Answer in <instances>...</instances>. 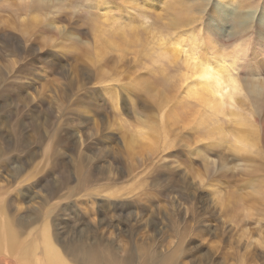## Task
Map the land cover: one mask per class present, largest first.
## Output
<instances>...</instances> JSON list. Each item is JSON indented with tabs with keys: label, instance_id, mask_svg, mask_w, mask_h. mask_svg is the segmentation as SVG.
Masks as SVG:
<instances>
[{
	"label": "rangeland",
	"instance_id": "rangeland-1",
	"mask_svg": "<svg viewBox=\"0 0 264 264\" xmlns=\"http://www.w3.org/2000/svg\"><path fill=\"white\" fill-rule=\"evenodd\" d=\"M236 1L0 0V221L81 239L59 248L72 264L81 249L86 264H264V95L249 85L264 80V0ZM102 30L128 49L103 50ZM146 32L180 47L178 62L225 57L252 153L173 118L170 75L139 52ZM161 120L166 139L131 144Z\"/></svg>",
	"mask_w": 264,
	"mask_h": 264
},
{
	"label": "bare ground",
	"instance_id": "bare-ground-1",
	"mask_svg": "<svg viewBox=\"0 0 264 264\" xmlns=\"http://www.w3.org/2000/svg\"><path fill=\"white\" fill-rule=\"evenodd\" d=\"M236 2V0H227L226 5L232 6ZM31 17L33 19L35 18V16ZM26 19L27 16H24L22 21L25 22ZM172 20H175V18H172ZM242 21L243 20H241V23ZM262 21L264 23V17ZM146 34L148 35L144 36V40L147 39L149 44L139 42V46L141 47L139 52L142 54L141 56H145L146 59L148 58L147 60L156 65L155 71H160L164 78L169 75L171 76L167 78L170 83L169 87L165 84V89L168 87V90H172V94L168 97L165 96L164 99L167 102H174L173 118L178 119L180 116H184L183 118L188 119L189 125L206 129V133L212 138V141L218 140L215 142L226 144L230 151H236L237 153H252V151H254L253 149L257 146L256 139L258 138V131L247 117L240 112V107L237 104V94L240 91V83H237L235 77L227 69L225 57L221 55V53L211 54L209 55L210 58L191 54L184 56L183 60L178 62L181 54L180 47L175 46L173 42L169 45L166 44L165 40H162L160 36L154 33L149 34L146 32ZM140 35L141 33L139 34V41H141ZM94 36L99 40L97 44L100 42V46H102L103 50H105L104 48L106 47L121 53V51L123 52L128 49L127 42H121L122 44H119L107 38L103 30L95 31ZM89 49L91 51V48ZM173 59H175V61H173ZM177 64H179L178 68L182 70H178V72L172 71V74H169L168 69ZM108 85H106V87ZM249 85L251 92L264 95L263 79L250 78ZM178 107L179 111L177 109ZM186 108H188L189 111H187ZM168 115L169 114H166L165 117ZM170 115L168 117H170ZM224 120H227V122L231 124L230 128L228 124V126L225 125L227 127L225 129L224 122H222ZM160 122V125L149 123L147 128H144V125V127L137 129L131 137L129 136L131 144L145 146L147 140L155 136L163 135V138L166 139L165 136L167 134L165 133V127L167 125L165 126L163 120ZM164 133L166 134L165 136ZM156 140L158 141V139ZM156 140L154 139V141ZM32 230L34 229H30L24 238H20L21 236H17L16 230H14L10 224L0 221V261L5 264H72L67 261L66 256L60 254L59 249L51 244L49 237L52 238V235L49 231V227L45 229L44 234L46 237H44L41 243L33 240L36 234L32 233ZM29 236H32V238L28 239ZM32 240L34 242L33 244ZM58 242L63 244L61 247L72 252L76 251L78 247H82L81 244L83 243L81 239H77L75 242L65 240ZM81 253L82 257L78 258V264L88 263L84 257L86 253L85 250L81 249ZM134 255L136 257H134L133 254L130 255L132 260L137 261L138 264H145V261L142 260L139 253ZM110 260L114 259L100 258L96 260L94 264H108Z\"/></svg>",
	"mask_w": 264,
	"mask_h": 264
},
{
	"label": "crops",
	"instance_id": "crops-1",
	"mask_svg": "<svg viewBox=\"0 0 264 264\" xmlns=\"http://www.w3.org/2000/svg\"><path fill=\"white\" fill-rule=\"evenodd\" d=\"M24 220V219H23ZM26 220V219H25ZM48 227V225L46 224V223H43V224H41L40 226H39V229L37 230H35V231H32V233H34V234H36V236H35V238L33 239L35 242H40L41 243V241L44 239V237H46V235L44 234V231H45V229ZM49 239H50V242H51V244L55 247V248H57V249H59L61 246H63V244L62 243H60V242H55L52 238H50L49 237ZM32 240V241H33Z\"/></svg>",
	"mask_w": 264,
	"mask_h": 264
}]
</instances>
